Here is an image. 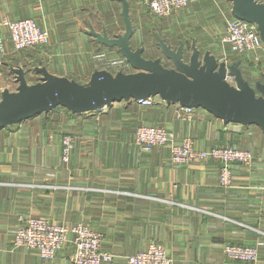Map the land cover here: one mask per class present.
I'll return each instance as SVG.
<instances>
[{
  "label": "crops",
  "instance_id": "0c3cea01",
  "mask_svg": "<svg viewBox=\"0 0 264 264\" xmlns=\"http://www.w3.org/2000/svg\"><path fill=\"white\" fill-rule=\"evenodd\" d=\"M129 1L135 26L131 43L145 46L147 57L160 55L154 29L146 32L153 13L140 0ZM231 9V0H190L168 16L179 38L163 36L173 47L196 40L203 52L230 50L222 35ZM24 17L51 33L47 45L37 52L30 49L28 57L41 58V64L23 65L31 69L26 70L29 82L41 79L35 70L41 65L80 82L88 81L96 68L133 70L117 46L97 43L87 32L90 24L97 30L106 26L110 34L124 31L119 0H0V55H15L3 18ZM5 62L0 59V92L18 86L11 65L21 64L10 62L6 69ZM157 98L154 106L122 100L84 113L58 106L0 129V264H73L69 241L55 259L15 246L20 215L90 224L103 234V248L116 255L105 264H128V255L152 241L166 247L173 264H264V132L257 125L225 123L204 108L182 118L176 103ZM143 123L163 124L178 139L193 137L198 148H247L255 160L236 164L233 185L223 187L218 161L178 164L171 161L169 145L140 149L134 134ZM67 133L76 141L66 162L62 141ZM228 243L257 245L258 259L226 257Z\"/></svg>",
  "mask_w": 264,
  "mask_h": 264
},
{
  "label": "water",
  "instance_id": "95a60500",
  "mask_svg": "<svg viewBox=\"0 0 264 264\" xmlns=\"http://www.w3.org/2000/svg\"><path fill=\"white\" fill-rule=\"evenodd\" d=\"M122 3L124 31L110 34L103 26L90 24L87 32L97 43L117 46L132 66V71L112 72L96 68L88 81L58 75L46 65L36 66L41 79L29 82L23 66L11 65L18 86L0 92V129L62 106L73 113L99 110L115 101H130L160 96L168 103L204 108L225 123L257 125L264 132V81L252 83L244 75L241 59L221 60L211 50L202 51L193 40H183L173 47L154 30L160 55L147 57L145 46L135 47L131 38L135 26L130 14V1ZM232 15L256 22L264 41V1L231 0ZM166 60L171 66L166 65ZM234 76V83L227 75Z\"/></svg>",
  "mask_w": 264,
  "mask_h": 264
},
{
  "label": "built area",
  "instance_id": "2783aa9c",
  "mask_svg": "<svg viewBox=\"0 0 264 264\" xmlns=\"http://www.w3.org/2000/svg\"><path fill=\"white\" fill-rule=\"evenodd\" d=\"M140 2L151 13L168 16L187 7L190 0H140ZM1 23L8 28L15 50L43 47L51 39L50 30L41 27L32 17L3 18ZM222 41L227 43L235 54L264 50V41L257 23L234 16L227 21ZM233 78L234 76L227 75L230 82ZM157 97L160 96L134 100L141 105L154 106L158 102ZM176 104L179 117H190L195 112V107ZM75 141V136L71 133L63 137L62 159L66 162L70 160ZM134 143L145 151L169 145L171 161L178 164L203 162L208 159L218 161L221 164L219 181L223 187L233 185L236 164L250 165L255 160V155L250 149L233 145L222 144L198 148L193 137L185 136L178 139L173 131L158 123L140 124L135 130ZM18 222L13 237L15 246L34 249L44 259H55L58 251L68 241L74 245L73 264H105L116 258L115 253L103 248V234L88 224L81 222L64 225L52 223L43 216L23 215L19 216ZM224 254L234 260L255 261L258 259L259 250L252 244L228 243L224 246ZM127 262L128 264H173V258L164 245L152 241L146 249L128 255Z\"/></svg>",
  "mask_w": 264,
  "mask_h": 264
},
{
  "label": "rangeland",
  "instance_id": "374dc122",
  "mask_svg": "<svg viewBox=\"0 0 264 264\" xmlns=\"http://www.w3.org/2000/svg\"><path fill=\"white\" fill-rule=\"evenodd\" d=\"M176 12H174V13L168 15V16H172ZM168 16H157V15H154V14L148 15L149 19H146L147 20V23H146L147 31L146 32L148 34L149 33L151 34L150 30L152 28L154 30H159L160 29L162 31L159 34L162 37L167 36L169 38V40L175 41V39L179 38V35H177L178 32H179L178 31L179 28L173 23L174 19H171V18L169 19ZM163 29H165V30H163ZM171 37H174V38H171ZM39 48L40 47L26 48V49H22V50H15L14 47H13L12 51L15 54L13 59L11 57H9V59H8V58H6L7 56H2V55H0V59L1 60L3 59L4 61H8L9 60V63L7 62L8 65H6L7 64L6 62L4 64L6 69L9 68L10 62H18V63L21 64L19 66L25 65L27 68H31V67L34 68L35 65H40L41 64V60H40L41 58H38L37 61H31V59L28 56H30L29 55L30 54V49L36 50V52H37V50H39ZM217 54H218V57L221 60L228 61V62H232V61H234L236 59H241V63H242L241 67H242V70L244 72V75L252 83H254L256 80L264 81V50H261L259 52H255V53L235 54L231 50H228V48H227V51L222 49L219 52H217ZM236 55H239V56H236ZM166 63H168V60H166ZM26 70H31V69H26ZM32 82H36V80L32 81ZM231 82L232 83L235 82L234 78L232 79ZM18 220H19V218H18ZM50 221L52 223L54 222V223H57V224H64V225L74 224V223H81V222L85 223V224H88V223L83 222V221H77V222L66 221V220H61V221H59V220H50ZM88 225L91 228L95 229L90 224H88ZM95 230L98 231L97 229H95Z\"/></svg>",
  "mask_w": 264,
  "mask_h": 264
},
{
  "label": "trees",
  "instance_id": "16d2710c",
  "mask_svg": "<svg viewBox=\"0 0 264 264\" xmlns=\"http://www.w3.org/2000/svg\"><path fill=\"white\" fill-rule=\"evenodd\" d=\"M70 111V110H69ZM70 112H72V111H70ZM73 113V112H72ZM10 126H12V125H10Z\"/></svg>",
  "mask_w": 264,
  "mask_h": 264
}]
</instances>
